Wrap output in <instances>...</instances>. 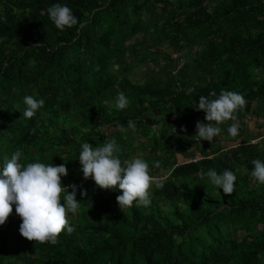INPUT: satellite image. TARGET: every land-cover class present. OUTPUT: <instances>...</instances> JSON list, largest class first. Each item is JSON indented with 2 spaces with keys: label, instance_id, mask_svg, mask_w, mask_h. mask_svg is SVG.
Listing matches in <instances>:
<instances>
[{
  "label": "trees",
  "instance_id": "1",
  "mask_svg": "<svg viewBox=\"0 0 264 264\" xmlns=\"http://www.w3.org/2000/svg\"><path fill=\"white\" fill-rule=\"evenodd\" d=\"M56 3L79 23L58 30L47 13ZM222 89L247 105L212 142L200 141L195 126L206 113L194 108ZM119 93L124 110L114 107ZM28 95L45 101L32 119L22 116ZM247 116L264 118V0H0V162L20 148L25 161L65 164L81 202L68 214L74 231L55 245L34 241L27 264H264V185L251 177L252 161H264V137L250 143L257 135L245 131ZM129 120L135 132L116 127ZM106 138H115L121 160L141 150L151 175L169 169L164 187L150 188V206L134 201L123 212L118 187L83 181L82 143ZM237 138L238 146L219 148ZM209 169L235 173L231 195L201 179ZM8 223L0 225V264H20L9 259Z\"/></svg>",
  "mask_w": 264,
  "mask_h": 264
},
{
  "label": "clouds",
  "instance_id": "2",
  "mask_svg": "<svg viewBox=\"0 0 264 264\" xmlns=\"http://www.w3.org/2000/svg\"><path fill=\"white\" fill-rule=\"evenodd\" d=\"M47 13L50 21L60 31L65 30L66 27L72 28L79 23L67 5L53 4L47 8ZM23 104L25 107L22 110V116L32 119L44 107L45 101L28 95L23 98ZM128 104L127 97L119 93L114 107L124 110ZM246 105V99L234 91L222 89L219 96L215 91L210 92L208 97L200 96L198 106L194 109L206 113L207 123L200 121L196 123L195 137H198L200 141L212 142L213 138L221 132L220 125L229 120L236 121L235 114L238 110H243ZM15 107L21 113L20 104ZM116 127L121 132L128 129L136 131V123L133 120L128 121L127 129L120 124ZM238 130L239 124L235 122L227 129L231 137H236L239 134ZM255 140H250V143L258 144L259 141L255 142ZM81 149L79 162L84 178L81 180H94L95 184L104 190L118 187L122 194L117 196L116 200L123 212L126 208L133 207L134 201L136 207L150 206V188L155 186L156 189H162L164 182L160 174H165L164 179L169 174V169H165L159 171L158 176L151 175L149 163L140 157L121 160L117 155L121 149L115 138H106L101 145L95 147L84 142ZM29 153L34 155L35 152L30 149ZM252 164L254 168L251 171V177L255 182L264 185V161L255 159ZM153 166L159 169L161 162L155 161ZM170 169L172 170L173 167ZM154 171L157 172V170ZM205 175L212 185L223 189L224 194L231 195L234 192L236 175L231 170L226 169L222 174H218L214 169H209L206 173H200L201 179ZM72 176L74 175L69 174L65 164L54 166L53 164L45 165L36 160L25 161V154L20 148L16 149L10 159L0 162V225H4L6 221L9 222L10 238L13 240L9 241L11 245L9 254H12L9 259L19 260L20 264H27L35 255L28 249L34 241L55 245L62 231L66 230L69 235L74 231L69 223L68 214H76L81 202L76 199L78 186L77 182L72 180ZM65 180L71 184L66 186ZM69 188L72 189L71 192ZM80 194L87 195L86 191H81ZM13 205L21 221L11 217ZM13 221L16 223L14 232L11 229Z\"/></svg>",
  "mask_w": 264,
  "mask_h": 264
},
{
  "label": "rangeland",
  "instance_id": "3",
  "mask_svg": "<svg viewBox=\"0 0 264 264\" xmlns=\"http://www.w3.org/2000/svg\"><path fill=\"white\" fill-rule=\"evenodd\" d=\"M173 56V55H172ZM175 57V56H173ZM183 62L180 61V63L178 64L179 66L182 64ZM150 68L152 67V65H148ZM148 67L144 66V67H140V70L134 69L132 71L133 75L135 76H141L143 74V71H147ZM168 70V69H167ZM172 70V69H171ZM133 80L135 81V78H133ZM245 122V131H250L253 135H257L256 136V140L255 142H258L261 140V138L264 137V118H254V117H250L247 116V118L244 120ZM173 131L175 132L176 129L174 128ZM107 133V132H106ZM241 142V139H236V140H221L220 144H219V148L222 150H227L229 148H234L236 146L239 145V143ZM133 146L137 145V139L133 140L132 142ZM137 151L135 153H133L129 159H132L134 157H137L139 155H141V150L136 149ZM154 175L153 176H158V173H156V171H154ZM160 177L162 178V180H164L165 178V174H160ZM11 229L12 231H16V223L13 221L11 224Z\"/></svg>",
  "mask_w": 264,
  "mask_h": 264
}]
</instances>
